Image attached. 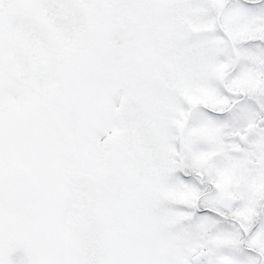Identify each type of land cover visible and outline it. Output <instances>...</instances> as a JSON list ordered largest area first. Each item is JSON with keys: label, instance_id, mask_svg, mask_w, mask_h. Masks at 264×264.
Returning <instances> with one entry per match:
<instances>
[{"label": "snow or ice", "instance_id": "obj_1", "mask_svg": "<svg viewBox=\"0 0 264 264\" xmlns=\"http://www.w3.org/2000/svg\"><path fill=\"white\" fill-rule=\"evenodd\" d=\"M0 264H264V0H0Z\"/></svg>", "mask_w": 264, "mask_h": 264}]
</instances>
